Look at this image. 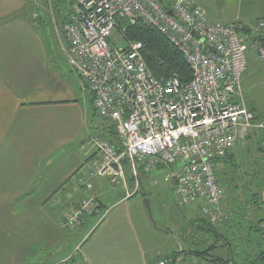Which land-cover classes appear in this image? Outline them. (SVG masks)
<instances>
[{
  "label": "built area",
  "instance_id": "1",
  "mask_svg": "<svg viewBox=\"0 0 264 264\" xmlns=\"http://www.w3.org/2000/svg\"><path fill=\"white\" fill-rule=\"evenodd\" d=\"M118 19L161 33L182 53L192 79L184 83L177 76L155 77L142 42L127 40L126 28L118 31L124 46L113 40ZM243 21L212 19L194 0H73L63 31L67 62L93 95L96 114L115 124L119 142L115 147L94 138L82 145L96 150L90 176L106 178L132 196L138 188L128 190L131 175L139 186L141 173L167 168L163 178L179 204L200 202L203 215L224 221L218 171L238 145L245 146L253 136L264 140V116L249 108L242 88L249 49L244 29L260 34L264 19ZM256 47L264 59V46ZM260 160L264 163V146ZM97 205L93 196L73 205L61 220L62 228L75 229ZM79 250L49 264H86Z\"/></svg>",
  "mask_w": 264,
  "mask_h": 264
},
{
  "label": "crops",
  "instance_id": "2",
  "mask_svg": "<svg viewBox=\"0 0 264 264\" xmlns=\"http://www.w3.org/2000/svg\"><path fill=\"white\" fill-rule=\"evenodd\" d=\"M31 1L0 0V264L54 263L78 247L86 264H155L168 258L175 250L169 244L174 237L166 229L162 241L167 248L151 239L144 244L142 238L144 229H151L144 194L155 188L154 181L167 168L141 173L140 193L132 196L106 178L90 176L89 163L96 150L82 145L99 135L93 95L76 76L83 90L80 94L78 83L56 69L42 31L46 17L34 22ZM194 1L215 20L229 23L242 16L236 12L226 18L224 6H211V0ZM247 1H262L264 17V0ZM253 7L252 3L249 10ZM37 8H42L41 1ZM247 72L248 66L242 80ZM246 101L252 111L264 116L254 102ZM248 145L233 149L221 168L235 161ZM91 196L97 200L95 210L75 229L62 228L65 212ZM224 235L236 239L239 247L236 254L228 247L219 253L239 264H244L240 259L245 257L247 263L249 245H255L247 240L254 235L241 233L242 242L237 240L240 234ZM186 241L182 243L189 247ZM259 245L264 250V240Z\"/></svg>",
  "mask_w": 264,
  "mask_h": 264
},
{
  "label": "rangeland",
  "instance_id": "3",
  "mask_svg": "<svg viewBox=\"0 0 264 264\" xmlns=\"http://www.w3.org/2000/svg\"><path fill=\"white\" fill-rule=\"evenodd\" d=\"M42 8H37L38 3H40ZM218 2V3H217ZM253 3L256 7H253L251 10L250 6ZM211 6L219 5L224 6V10L227 13L226 18L230 17L233 13H242L241 18L244 20L243 22L247 24H252L253 22L264 19L260 14L262 12L261 6L262 1H247V0H218L210 1ZM32 19L34 22H39L38 19H42V17H46L47 23L44 24L42 28L46 45H47V52L50 54V57L55 62V67L58 71H61L62 74H65V77L74 79L76 83H78L80 94H82L83 90L81 89L80 83L78 78L74 73L71 72V69L67 62L66 57V49L67 43L64 38V25L68 21L67 14H69L72 10L73 2L71 0H32ZM249 10L250 13H247ZM253 12V13H252ZM225 15V13H224ZM67 18V19H66ZM239 18V17H238ZM226 20V19H225ZM234 19L232 22H234ZM262 31L258 33L262 34ZM113 40L118 41L121 43V46L125 45V41L120 37V34L117 30L113 32ZM254 35V34H253ZM253 35H248V72L246 77L242 80L243 84V91L244 95L247 99L254 102L255 107L257 108L260 114H264V59L260 58L257 55V42L253 40ZM257 35V34H255ZM246 72V71H245ZM63 77V78H65ZM87 90V89H86ZM87 93L90 92L87 90ZM87 94V97L90 95ZM95 123V131L99 134L95 137H91L90 139H97L98 141H108V138L112 135L110 129L108 128L109 125L105 121V127L101 130L99 129L100 123L103 122V119L96 115L94 117ZM106 134L103 137V134ZM102 134V135H101ZM260 134V133H259ZM248 147L244 148L245 150L242 151V155H239L235 161L228 163L226 168H220L218 171L219 178L221 181V185L224 188V203L222 205L223 213L229 210L231 206L235 207H242L246 211L243 213L247 214L248 212L252 213L254 210L249 208V199L251 194L254 191H262L264 193V181L261 179L264 176V167L263 161L259 159V152L260 149L264 146V140L260 139V136H253L248 143ZM263 144V145H262ZM258 163V165H257ZM182 162L175 165V170H178ZM166 170H161L162 178L158 181H154V189H148L144 195L149 198L151 201V211L152 217H150L148 210H147V217L149 219V223L151 225L150 230L144 229L142 232V238L145 243L150 242V239L153 244L157 246H165L167 248L166 242L162 241L165 237L163 234V229L172 236V230L176 233L177 239H181L184 241L183 234L181 232L182 226L188 224V221L194 219L196 216L202 214L201 204L196 203L192 205H181L179 204L175 193L171 185L164 181V174ZM262 171V172H261ZM128 180H131L132 188L129 187L128 183V190L134 191L136 188L137 191L135 194L140 193V180L139 186L134 184V178L131 175ZM260 186H259V185ZM170 187V188H169ZM264 196V195H263ZM144 204V198H143ZM145 207V205H144ZM146 208V207H145ZM225 210V211H224ZM232 214V213H231ZM234 215V214H233ZM245 217V216H244ZM234 218V216H233ZM237 220V218L235 219ZM218 227L222 225V223H215ZM151 233H155L151 236ZM174 233V234H175ZM153 237V240H152ZM194 238V237H191ZM190 238V239H191ZM192 240V239H191ZM169 244H172L174 250H178V243L176 238L174 237V243L169 241ZM183 247L185 244H182ZM177 247V248H176ZM186 247V246H185ZM163 250V249H162ZM174 251V252H175ZM173 252V253H174ZM172 255V254H171ZM186 256H181V261H184ZM188 261L192 262L193 264H197L194 258L191 257L187 258ZM163 260H171L170 256ZM186 262V261H185ZM180 264V261L178 262ZM186 264H189L186 262ZM201 264H204L202 262Z\"/></svg>",
  "mask_w": 264,
  "mask_h": 264
},
{
  "label": "trees",
  "instance_id": "4",
  "mask_svg": "<svg viewBox=\"0 0 264 264\" xmlns=\"http://www.w3.org/2000/svg\"><path fill=\"white\" fill-rule=\"evenodd\" d=\"M123 28H126L127 30V40L140 41L143 43L145 60L155 77L159 79H167L177 76L184 83L189 82L192 79V71L182 53L169 43L168 40L156 29L144 25L143 23L128 25L124 19H118L116 30L119 31ZM244 30L245 35H253V32L249 27H246ZM253 37V40H256L255 42H259L264 46V38L262 34L255 35L254 33ZM107 123L112 134L110 135L111 138H108L109 143L118 147L119 142L116 126L110 121H107ZM261 179L264 181V176H262ZM263 195L264 193L262 191H254L251 194L248 206L254 210L253 215L251 212L248 216L246 213L244 214L243 211L247 212L246 208L244 209L242 207V209H240V207L231 206L229 210L225 212L227 216L224 221L221 222L222 225H220V227L215 225L216 222H212L208 217L202 214L189 220L187 225L182 226L181 232L183 234V239L190 241V246L183 247V240L177 239L176 237L178 240V250L170 255V264H178L179 261L180 264H184L185 261L189 264H193L188 261V257H191V259L194 258L197 264H201L202 262H204V264H232L231 262H233V264H239L235 258L233 259L234 261L232 259V261H230L223 257L219 253V250L228 247L236 254V248L239 247V245H236V239H225L224 234H240L237 240L239 239L238 241L242 242L243 236L241 233L243 234V232H251L254 235V237L249 238L247 241H251L255 245H249L250 251L248 254V262L246 263L245 257L240 259L241 262L244 264H264V250L260 245L259 247H256L258 242L264 240L262 238V236L264 237V228L261 227V224L264 222ZM236 218L237 220H235ZM203 234L207 235V238L204 237ZM226 240L228 243H225V245L224 242ZM183 255L186 256V258L184 261H181V256Z\"/></svg>",
  "mask_w": 264,
  "mask_h": 264
},
{
  "label": "water",
  "instance_id": "5",
  "mask_svg": "<svg viewBox=\"0 0 264 264\" xmlns=\"http://www.w3.org/2000/svg\"><path fill=\"white\" fill-rule=\"evenodd\" d=\"M169 13L172 15L173 14V11L170 10ZM144 205H145L146 209L148 210V213H149L150 217H152L151 201H150L149 198H144ZM171 234H172V237H175L176 238L173 230H172V233ZM177 242H178V240H177Z\"/></svg>",
  "mask_w": 264,
  "mask_h": 264
}]
</instances>
